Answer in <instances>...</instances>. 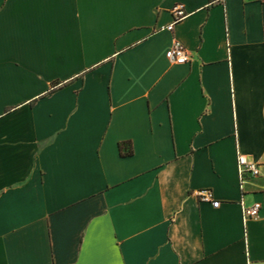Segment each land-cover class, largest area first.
I'll list each match as a JSON object with an SVG mask.
<instances>
[{
	"label": "crops",
	"instance_id": "0c3cea01",
	"mask_svg": "<svg viewBox=\"0 0 264 264\" xmlns=\"http://www.w3.org/2000/svg\"><path fill=\"white\" fill-rule=\"evenodd\" d=\"M0 264H264V0H0Z\"/></svg>",
	"mask_w": 264,
	"mask_h": 264
},
{
	"label": "built area",
	"instance_id": "2783aa9c",
	"mask_svg": "<svg viewBox=\"0 0 264 264\" xmlns=\"http://www.w3.org/2000/svg\"><path fill=\"white\" fill-rule=\"evenodd\" d=\"M171 14L173 17L172 22L163 27L167 30H172L173 25L184 18L187 13L184 7L178 4L172 7ZM169 59L172 63L183 64L190 60V54L181 42L174 40L169 49ZM236 170L239 188L241 191L244 190L243 185L248 178H255L261 175L258 164L249 160L244 154L241 153H238L236 157ZM199 195L201 200L210 201L213 207L218 206L219 201L213 198L212 192L210 190H201L199 191ZM260 208L261 204L259 202H255L248 207L243 206V217L250 218L257 216Z\"/></svg>",
	"mask_w": 264,
	"mask_h": 264
},
{
	"label": "trees",
	"instance_id": "16d2710c",
	"mask_svg": "<svg viewBox=\"0 0 264 264\" xmlns=\"http://www.w3.org/2000/svg\"><path fill=\"white\" fill-rule=\"evenodd\" d=\"M55 84L56 83H52V88L50 89V91L54 89ZM118 150H119V154H121L122 156L131 155L132 153L131 143L128 141L119 142Z\"/></svg>",
	"mask_w": 264,
	"mask_h": 264
}]
</instances>
